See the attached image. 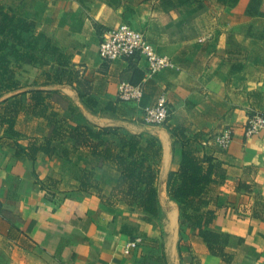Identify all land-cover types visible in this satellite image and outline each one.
<instances>
[{"label": "crops", "instance_id": "obj_1", "mask_svg": "<svg viewBox=\"0 0 264 264\" xmlns=\"http://www.w3.org/2000/svg\"><path fill=\"white\" fill-rule=\"evenodd\" d=\"M255 2L0 0L33 22L15 54L9 40L0 50V264H264V130L244 134L248 115L264 114V13ZM120 24L174 67L150 76L141 58L100 60L101 33ZM122 81L142 85L140 102L117 99ZM160 96L171 107L166 123H142V109ZM77 126L105 131L111 144L117 134L157 141L156 216L105 202L119 174L68 136ZM228 127L223 150L215 138ZM54 128L65 135L51 139L52 152L32 154L28 146L45 144ZM170 129L223 173L188 210L200 227L180 225L168 193L182 157ZM85 171L100 192L80 188ZM204 232L217 238L205 241Z\"/></svg>", "mask_w": 264, "mask_h": 264}, {"label": "trees", "instance_id": "obj_2", "mask_svg": "<svg viewBox=\"0 0 264 264\" xmlns=\"http://www.w3.org/2000/svg\"><path fill=\"white\" fill-rule=\"evenodd\" d=\"M218 1L225 2L226 0ZM228 1L237 2L238 0ZM260 13L263 14L264 9ZM32 26L33 22L17 16L11 10L0 5V50L7 47L9 40L12 42L10 53L15 54V47L24 44L22 33L29 31ZM53 52L57 53V50L54 48ZM33 95L36 103H40V92L36 91ZM170 132L182 141V157L177 176L170 178L168 183V193L179 204L180 225L200 227L199 221L191 220L188 210L195 209L194 201L200 199L206 187L214 182L213 176L223 177V173L215 167L210 156H198L194 150L183 145L186 140L183 132H177L176 129H170ZM67 133L70 138L76 141L77 145L89 147L92 154L101 163H110L118 172L117 183L112 189L110 197L105 201L106 203H111V198L120 199L128 205H136L150 216L157 215L155 188L157 175L154 163L160 157L161 148L155 139L148 138L143 145L142 138L137 135L117 134V143L111 144L101 138L105 131L94 130L88 126H77L69 129ZM63 135H65L64 131L54 128L45 144L32 142L28 146V150L32 154L38 151L50 154L52 152L51 139L63 137ZM78 182L83 191L94 188L100 192V187L90 171L82 172ZM100 197L102 200L104 199L101 193ZM211 220L212 215L210 214L206 218V223ZM203 238L205 241H209V238L216 239L217 235L204 232Z\"/></svg>", "mask_w": 264, "mask_h": 264}, {"label": "built area", "instance_id": "obj_3", "mask_svg": "<svg viewBox=\"0 0 264 264\" xmlns=\"http://www.w3.org/2000/svg\"><path fill=\"white\" fill-rule=\"evenodd\" d=\"M98 57L105 63L118 60L143 59L147 64V74L152 76L165 68H173L174 63L157 52L155 46L149 42L144 34L134 30L128 24H120L105 30L100 35ZM143 88L140 84L122 81L118 84L117 99L120 102H140ZM171 107L166 98L160 96L154 104L145 106L141 112V121L147 125H163L170 116ZM264 130V114L253 113L248 115L244 134L252 136ZM233 131L224 128L215 138L216 146L227 149L232 141ZM138 240L128 242L123 247V253L129 254L135 248Z\"/></svg>", "mask_w": 264, "mask_h": 264}, {"label": "rangeland", "instance_id": "obj_4", "mask_svg": "<svg viewBox=\"0 0 264 264\" xmlns=\"http://www.w3.org/2000/svg\"><path fill=\"white\" fill-rule=\"evenodd\" d=\"M186 1H188V2H194V0H186ZM256 2H255V4L258 6V7H260L261 9H264V0H260L259 2H257L258 0H255ZM262 6V7H261Z\"/></svg>", "mask_w": 264, "mask_h": 264}]
</instances>
